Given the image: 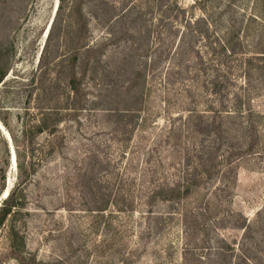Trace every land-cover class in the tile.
<instances>
[{
    "label": "rangeland",
    "instance_id": "374dc122",
    "mask_svg": "<svg viewBox=\"0 0 264 264\" xmlns=\"http://www.w3.org/2000/svg\"><path fill=\"white\" fill-rule=\"evenodd\" d=\"M0 77V264H264V0H0Z\"/></svg>",
    "mask_w": 264,
    "mask_h": 264
},
{
    "label": "trees",
    "instance_id": "16d2710c",
    "mask_svg": "<svg viewBox=\"0 0 264 264\" xmlns=\"http://www.w3.org/2000/svg\"><path fill=\"white\" fill-rule=\"evenodd\" d=\"M2 80V77H0V82ZM74 88V80L71 83ZM15 206V204L10 199V195L7 196L3 202L2 206L0 208V225L4 222V220L7 218V216L11 213L12 208Z\"/></svg>",
    "mask_w": 264,
    "mask_h": 264
},
{
    "label": "bare ground",
    "instance_id": "6f19581e",
    "mask_svg": "<svg viewBox=\"0 0 264 264\" xmlns=\"http://www.w3.org/2000/svg\"><path fill=\"white\" fill-rule=\"evenodd\" d=\"M8 195V192H6L5 197Z\"/></svg>",
    "mask_w": 264,
    "mask_h": 264
}]
</instances>
